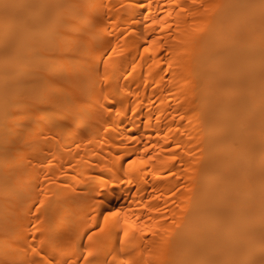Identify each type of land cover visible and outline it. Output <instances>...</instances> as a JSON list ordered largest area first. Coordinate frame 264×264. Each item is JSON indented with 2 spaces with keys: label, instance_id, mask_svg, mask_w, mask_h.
I'll return each mask as SVG.
<instances>
[{
  "label": "bare ground",
  "instance_id": "1",
  "mask_svg": "<svg viewBox=\"0 0 264 264\" xmlns=\"http://www.w3.org/2000/svg\"><path fill=\"white\" fill-rule=\"evenodd\" d=\"M0 264H264V0H0Z\"/></svg>",
  "mask_w": 264,
  "mask_h": 264
}]
</instances>
